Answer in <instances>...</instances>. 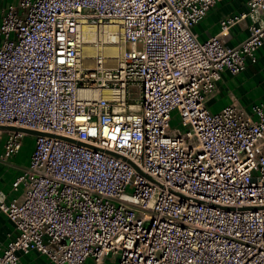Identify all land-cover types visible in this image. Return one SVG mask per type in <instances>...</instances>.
<instances>
[{"label": "built area", "instance_id": "1", "mask_svg": "<svg viewBox=\"0 0 264 264\" xmlns=\"http://www.w3.org/2000/svg\"><path fill=\"white\" fill-rule=\"evenodd\" d=\"M219 1L7 6L0 125L41 133L13 182L22 192L0 191L16 228L0 240V264H23L19 252L33 249L48 264H264V100L248 113L207 105L224 70L257 61L264 0H249L201 40L194 25ZM246 17L249 35L228 45ZM88 31L99 32L91 56ZM174 111L184 128L172 127ZM3 133L5 157L28 134Z\"/></svg>", "mask_w": 264, "mask_h": 264}, {"label": "crops", "instance_id": "2", "mask_svg": "<svg viewBox=\"0 0 264 264\" xmlns=\"http://www.w3.org/2000/svg\"><path fill=\"white\" fill-rule=\"evenodd\" d=\"M19 0H0V26L5 9ZM249 0H221L211 6L206 16L194 25V31L201 40L218 34L222 29V20L230 16L247 11ZM251 20L246 17L233 26L226 36L228 45H237L249 35ZM2 37L0 34V44ZM256 62L248 61L246 67L238 74L229 70L222 72L215 91L209 95L207 105L212 111H218L229 104L236 105L240 110L251 111L253 104L264 100V45L257 52ZM0 135V191H4L9 198L18 196L23 185L18 190L13 189L14 180L29 166V163L19 162L20 151L12 156L5 157L4 141ZM4 141H3V140ZM2 140V141H1ZM16 234L12 220L0 210V240L8 242ZM23 264H48V257L35 249L28 253L19 252Z\"/></svg>", "mask_w": 264, "mask_h": 264}, {"label": "rangeland", "instance_id": "3", "mask_svg": "<svg viewBox=\"0 0 264 264\" xmlns=\"http://www.w3.org/2000/svg\"><path fill=\"white\" fill-rule=\"evenodd\" d=\"M84 49H85L84 52L87 54L86 47ZM109 51H110V48H109ZM91 61H93V60L92 59L90 60V58H87V62H91ZM137 89H138L137 85L134 84V85L131 86V97H132V100H134L135 98H138V96H139L138 93H137ZM171 125H172V127H180V128L182 127V128H184L182 126V124H181V119H180V116L177 113V111L173 112V118L171 120ZM5 136H6V134L3 133L2 138L5 139ZM35 144H36V136L34 134L28 133L23 139V145H22L19 157H18L19 162H21V163L22 162L23 163H29L30 162L31 155H32V153L34 151V148H35ZM118 259L119 258L111 260L110 258H108L107 259V264H117ZM89 261H91V259Z\"/></svg>", "mask_w": 264, "mask_h": 264}, {"label": "bare ground", "instance_id": "4", "mask_svg": "<svg viewBox=\"0 0 264 264\" xmlns=\"http://www.w3.org/2000/svg\"><path fill=\"white\" fill-rule=\"evenodd\" d=\"M107 31V29H106ZM102 34H103V30H102ZM99 37V32L97 31H88V33L85 35V44H84V48L86 47V52L88 56H91L94 53V50L92 49V42L95 38ZM110 52L115 53V49L110 47Z\"/></svg>", "mask_w": 264, "mask_h": 264}, {"label": "water", "instance_id": "5", "mask_svg": "<svg viewBox=\"0 0 264 264\" xmlns=\"http://www.w3.org/2000/svg\"><path fill=\"white\" fill-rule=\"evenodd\" d=\"M0 129H21V130H24L28 133H31V134H37V133H41L39 132L38 130H34V129H29V128H23V127H16V126H13V125H0Z\"/></svg>", "mask_w": 264, "mask_h": 264}]
</instances>
